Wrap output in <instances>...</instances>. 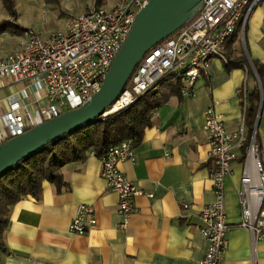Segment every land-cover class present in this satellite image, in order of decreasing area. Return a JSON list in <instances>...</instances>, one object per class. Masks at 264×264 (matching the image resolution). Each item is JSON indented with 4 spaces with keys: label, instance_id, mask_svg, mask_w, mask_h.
I'll list each match as a JSON object with an SVG mask.
<instances>
[{
    "label": "crops",
    "instance_id": "1",
    "mask_svg": "<svg viewBox=\"0 0 264 264\" xmlns=\"http://www.w3.org/2000/svg\"><path fill=\"white\" fill-rule=\"evenodd\" d=\"M13 1L16 22L42 36L65 29L73 16L96 6V0ZM116 1L104 0L101 6L111 8ZM10 18L0 0V21ZM26 40V31L1 32L0 58ZM242 51L250 59L251 71L246 67L228 69L219 58L212 59L192 94L170 95L152 112V124L134 144V159L119 162L123 173L145 192L136 197V211L127 227H121L118 194L102 177L99 156L90 153L85 160L61 167L64 184L60 189L45 180L39 197L24 196L10 207L0 264H200L209 246L201 232L200 212L215 199L210 177L214 164L208 154L204 112L214 106L223 114L227 131L244 126L250 136L245 124L248 101L246 97L245 106L244 89L247 96L259 86L251 60L264 63V0L249 16L245 41L239 42L237 36L228 49L231 58ZM45 94L36 80L18 82L0 76V143L9 137L3 114L12 105L24 102L35 115L38 105L34 102ZM257 129L264 167V106ZM237 152L238 158L231 163L232 173L225 180L230 227L221 264H264V240L254 241L251 232L239 225L244 158L242 148ZM80 204H91L96 217V223L84 234L71 230ZM184 204H188L186 209Z\"/></svg>",
    "mask_w": 264,
    "mask_h": 264
},
{
    "label": "built area",
    "instance_id": "2",
    "mask_svg": "<svg viewBox=\"0 0 264 264\" xmlns=\"http://www.w3.org/2000/svg\"><path fill=\"white\" fill-rule=\"evenodd\" d=\"M149 1L117 0L111 8L91 7L73 16L65 29L53 30L48 36L34 29L26 30L27 40L0 58V76L12 77L18 82L36 80L46 94L34 102L38 105L35 115L24 102L12 105L3 114L8 139L89 101L101 88L139 11ZM261 1L204 0L201 9L188 22L144 54L112 105L113 110H107L103 117L129 107L138 97L159 89L165 82L181 81L182 95L192 94L196 81L212 59L230 62L228 42L246 32L249 16ZM244 98L246 106L245 89ZM204 116L208 154L214 164L210 177L214 181L215 199L200 212L201 232L209 242L200 264H221L228 248L230 227L225 209V180L232 173L231 163L238 158L237 150L247 144L239 190L242 207L239 225L251 232L254 241L264 240V167L256 134L248 136L244 126L238 131H227L223 114L214 106L208 107ZM252 151L259 165L257 179L250 159ZM99 159L102 177L118 194L119 212L123 216L121 227L125 228L136 211V197L145 193L119 167V162L134 159L132 139L110 146ZM187 207L184 204V209ZM95 223L94 207L80 204L71 230L84 234Z\"/></svg>",
    "mask_w": 264,
    "mask_h": 264
},
{
    "label": "trees",
    "instance_id": "3",
    "mask_svg": "<svg viewBox=\"0 0 264 264\" xmlns=\"http://www.w3.org/2000/svg\"><path fill=\"white\" fill-rule=\"evenodd\" d=\"M10 13V19L0 21V33L8 29L23 33L25 28L16 22L17 11L13 0H1ZM57 3L58 0H46ZM104 0H96V6ZM228 42V49L233 40ZM264 90V63L252 59ZM226 68L246 67L249 71L250 59L245 51L225 63ZM182 82H165L159 89L151 90L138 97L129 107L111 113L99 120L89 122L73 132L63 136L45 148L25 158L12 169L0 175V252L6 247L4 232L9 223L10 207L22 197L33 195L39 197L45 180L52 182L58 189L64 184L61 167L71 161L85 160L94 151L101 156L107 149L123 139H132L134 144L140 142L146 127L152 124L154 110L170 95L182 97ZM248 105L245 113V124L250 136L255 129L260 103L261 90L257 86L247 94ZM264 106V98H263ZM259 131H256V143L260 147ZM246 145L242 147V157L246 155Z\"/></svg>",
    "mask_w": 264,
    "mask_h": 264
},
{
    "label": "water",
    "instance_id": "4",
    "mask_svg": "<svg viewBox=\"0 0 264 264\" xmlns=\"http://www.w3.org/2000/svg\"><path fill=\"white\" fill-rule=\"evenodd\" d=\"M203 2L204 0H150L139 11L134 26L116 54L101 88L89 101L0 143V175L63 136L89 122L101 119L108 108L119 99L144 54L188 22L201 9ZM242 38L245 41V31ZM251 64L261 89L260 111L253 133L255 136L263 107L264 90L252 60Z\"/></svg>",
    "mask_w": 264,
    "mask_h": 264
},
{
    "label": "bare ground",
    "instance_id": "5",
    "mask_svg": "<svg viewBox=\"0 0 264 264\" xmlns=\"http://www.w3.org/2000/svg\"><path fill=\"white\" fill-rule=\"evenodd\" d=\"M112 110H113V106H111V107L108 109L107 112H111ZM250 159H251V163H252V165H253L254 168H255L256 179H257V169H258L259 165H258V161H257V158H256V156H255V152H254V151L251 152V157H250Z\"/></svg>",
    "mask_w": 264,
    "mask_h": 264
},
{
    "label": "rangeland",
    "instance_id": "6",
    "mask_svg": "<svg viewBox=\"0 0 264 264\" xmlns=\"http://www.w3.org/2000/svg\"><path fill=\"white\" fill-rule=\"evenodd\" d=\"M65 0H62V3L64 2ZM89 7V6H88ZM87 7V8H88ZM238 39H239V42L242 40L243 41V38H242V35L240 34V35H238ZM109 109V108H108Z\"/></svg>",
    "mask_w": 264,
    "mask_h": 264
}]
</instances>
